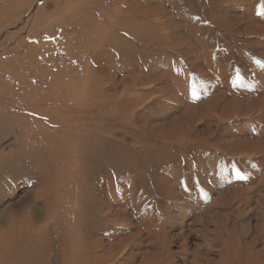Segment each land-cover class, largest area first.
Instances as JSON below:
<instances>
[{"label": "rangeland", "instance_id": "rangeland-1", "mask_svg": "<svg viewBox=\"0 0 264 264\" xmlns=\"http://www.w3.org/2000/svg\"><path fill=\"white\" fill-rule=\"evenodd\" d=\"M10 1L0 264H264V0Z\"/></svg>", "mask_w": 264, "mask_h": 264}, {"label": "bare ground", "instance_id": "bare-ground-1", "mask_svg": "<svg viewBox=\"0 0 264 264\" xmlns=\"http://www.w3.org/2000/svg\"><path fill=\"white\" fill-rule=\"evenodd\" d=\"M12 1V0H11ZM10 1V2H11ZM19 1V0H18ZM17 1V2H18ZM26 1V0H25ZM0 2H1V5H6V3L7 2H9V0H0ZM28 2V1H27ZM15 3V2H14ZM36 3V2H35ZM32 3L30 2V4H28L29 6L31 5ZM19 5V4H18ZM10 8V7H9ZM12 8V7H11ZM10 8V9H11ZM14 9V8H13ZM17 9V8H16ZM3 13V12H2ZM5 13V12H4ZM0 15H1V12H0ZM61 182V181H60ZM63 185V184H62ZM46 186V185H45ZM48 187V186H47ZM54 187H55V185H54ZM53 187V188H54ZM44 188V187H43ZM52 188V187H51ZM53 188H52V190H53ZM45 189V188H44ZM50 190V189H49ZM51 190V191H52ZM57 194V193H56ZM49 195V194H48ZM50 196V195H49ZM45 198H46V196H45ZM48 198V197H47ZM56 198H57V196H56ZM47 203V202H46ZM50 203V202H49ZM34 212H35V210H30V214H29V216H28V221H26V227H24V228H27V230L29 231V232H32V230L34 229L33 227H35V224H33V219H35V217L36 216H34L35 214H34ZM34 214V215H33ZM15 220L14 219H12V222H14ZM11 222V225H10V227L12 226V228L14 227L13 225L15 224H13ZM25 226V225H24ZM18 227V226H17ZM9 228V227H8ZM19 228H20V226H19ZM18 228V229H19ZM15 229V228H14ZM17 229V228H16ZM15 229V230H16ZM7 230V229H6ZM8 231V230H7ZM19 231V230H18ZM162 233V232H161ZM219 233V232H218ZM226 234H228L229 235V237H231L230 235H231V233H229L228 231H226L225 232ZM9 236H10V234H12V230L10 229V231H9ZM15 234H16V231H15ZM21 236H25L26 234L25 233H23V232H21L20 231V233H19ZM23 234V235H22ZM222 233L220 232V235H221ZM263 234H264V230H263ZM7 235V234H6ZM5 235V236H6ZM160 235V234H159ZM159 235H158V237H159ZM238 234H236V235H234L232 238H230L229 240H227V242H228V247H229V249H232L233 251H238V252H240L242 255H241V257H239L240 259H241V261H243V262H245V263H248V264H256L257 262H261V259H260V257H258L257 256V253H255V252H251L250 251V249H251V246L252 245H247V246H242V245H240V242H239V237L237 236ZM14 236V235H13ZM29 236H31L30 234H29ZM166 237H167V235H166V233H164L163 232V234H161V237H159V238H161V241L162 242H164V241H166ZM6 238H7V236H6ZM22 238H24V237H22ZM26 238V237H25ZM31 238V237H30ZM264 238V237H263ZM9 239H11L12 240V238H11V236H10V238ZM220 240V239H219ZM159 241V240H158ZM124 242V241H123ZM217 242H218V240H217ZM6 243H8V242H6ZM22 243V242H21ZM24 243V242H23ZM22 243V244H23ZM3 244H5V242L3 243ZM16 244L17 245H19V243H18V241H16ZM122 244V243H121ZM219 244V243H218ZM7 245V244H6ZM221 247V246H220ZM250 248V249H249ZM162 249V248H161ZM50 250L47 252L48 253V258H50ZM209 252V251H208ZM7 254V253H6ZM261 254V253H260ZM162 255V254H161ZM10 255H8V257H9ZM169 257V256H168ZM160 258V257H159ZM238 258V259H239ZM8 259V258H7ZM164 259H165V257H164ZM219 259V258H218ZM159 260V259H158ZM157 260V261H158ZM161 260H163V259H161ZM6 262H8V261H6ZM96 264H101V263H104V260H103V258H98V259H96ZM161 263H162V261H160ZM159 262V263H160ZM264 262V261H263ZM158 263V264H159ZM196 263V262H195ZM6 264V263H5ZM155 264V263H154ZM163 264V263H162ZM164 264H166V263H164Z\"/></svg>", "mask_w": 264, "mask_h": 264}]
</instances>
